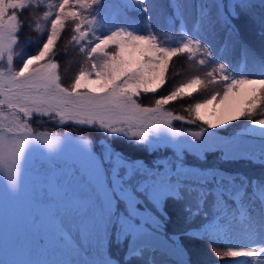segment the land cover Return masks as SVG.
<instances>
[{
  "label": "snow or ice",
  "instance_id": "1",
  "mask_svg": "<svg viewBox=\"0 0 264 264\" xmlns=\"http://www.w3.org/2000/svg\"><path fill=\"white\" fill-rule=\"evenodd\" d=\"M99 2L59 0L52 3L49 0L45 4V0H0V62L5 64L0 67V109L6 106L15 123L13 128L0 122V199L7 196L14 200L23 192L28 157L35 150L29 147L26 151V147L33 142L46 145L49 158L53 160L70 146L79 162L74 173L56 178L35 195L40 218L33 223L31 243L19 237L5 239L0 231V264H120L111 252L105 254V242L109 249L114 242L117 247L126 243L129 257L143 264H157L156 241L162 235L161 229L171 220L167 205L169 201L182 200L185 194L196 201L195 210L191 206L186 208L185 223L200 214L209 198L217 212L211 218L205 213L203 223L196 228L174 231L166 237L177 256H182V241L197 239L201 232L207 238L220 231L223 218L220 209L228 207L229 201L236 205L241 216H250L252 209H245L242 201L246 198L254 206L259 199L264 225V183L219 167L201 166L212 155L225 161L232 158L225 146L211 142L207 129L247 119L250 122L247 134H258L264 139V118L253 119L257 109L264 106V78L242 75L238 78L227 62H220L222 56L218 52L214 54L206 31L223 23L230 36L235 29L230 21L243 13L258 21L264 34V11L255 13L250 0H207L201 4L198 18L189 31L174 9L170 19L180 20L181 35L179 41L169 43L153 29L147 0H128L129 4L139 5L128 10L144 14L147 20L143 32L132 25L104 27L106 22L100 10L89 19L85 13ZM173 2L178 4L179 0ZM261 3L264 4V0ZM33 9L43 10V19L50 27L46 38L37 41L36 51L21 52L22 61L19 67H14L15 46L21 29L25 24L30 29L35 25L33 30L40 28L31 16L28 20L21 19L25 11L31 13ZM69 21L74 23L70 42L80 45V51L88 59L98 57V62L93 60L89 71L81 67L65 86L54 57L56 44ZM98 21L101 27H91ZM109 48L114 50L109 51ZM180 55H187L189 61L201 66H210L205 79L194 76L158 96L153 107H142L135 98L142 93L160 91L168 83L170 62ZM213 83H223L222 94L214 91L207 98L188 104L184 110L191 116L190 120L165 111L169 103L185 96L190 98L193 92L189 90L193 86L206 88ZM217 100L220 109L213 107L212 111H207ZM260 115L264 117V112ZM145 116L149 118L147 124L130 122L136 118L143 120ZM34 117L37 123L47 117L58 124L72 122L85 126L99 132L104 140L96 151L91 140L81 138L73 143L65 133L64 148L56 150L61 138L33 134ZM173 120L190 124L200 121L206 127L182 134L172 127ZM138 128L142 130H136ZM151 131L156 133L154 139H149ZM8 133L15 141L10 167L6 160ZM181 135L192 139L178 138ZM137 136L142 139L135 142L145 145L149 155L154 157L151 161L133 159L113 144L120 139L132 141ZM156 153L163 154L157 156ZM259 159L264 161V151ZM190 160L198 163L192 164ZM72 228L75 236L70 231ZM41 232L54 235L52 251L66 258H39L40 242L35 237ZM227 255L254 258L246 260L245 264H264V241L255 246L230 248ZM177 264L190 262L181 258Z\"/></svg>",
  "mask_w": 264,
  "mask_h": 264
},
{
  "label": "trees",
  "instance_id": "2",
  "mask_svg": "<svg viewBox=\"0 0 264 264\" xmlns=\"http://www.w3.org/2000/svg\"><path fill=\"white\" fill-rule=\"evenodd\" d=\"M192 4H197L198 0H191ZM207 0H204V3ZM251 5H253V10L255 13L259 14L264 11V4L261 0H250ZM167 10L171 12L170 6L167 5ZM171 15L173 13L171 12ZM174 16V15H173ZM22 20H28V12H24L21 15ZM231 24L235 26V29L229 32L226 30V26L221 23L220 30L215 31L218 33L216 42L223 47L226 38H231V43L229 47V53L227 54L230 63H235L236 67H244L247 60H245L247 49L248 54L251 57V65L256 66L259 72L264 75V34H261L260 26L258 21H254L249 15L241 14L238 19H232ZM73 22L69 21L66 23V27L63 30L60 39L58 40L55 48L56 59L59 63V73L65 75L64 79L69 84L71 79L75 76L77 69L82 62H90L84 52H81L74 42H70V38L73 35ZM34 29V28H33ZM30 29L27 24L21 29L19 33V43L22 49L29 52L36 51L37 41L42 42L45 37L44 33H38L36 30ZM31 41V43H29ZM18 45V44H17ZM218 52V51H215ZM220 53V51L218 52ZM234 66V67H235ZM210 66H201L195 61H189L187 55H180L174 57L170 62L169 69L167 72L168 83L157 93L141 94L137 97V102L141 105H152L157 96H160L171 90L177 84L186 81L193 75H199L202 79H205L204 74L208 71ZM235 67V68H236ZM246 75H250V71L239 69ZM244 70V71H243ZM68 80V81H67ZM64 82V83H66ZM214 91H222V83L209 84L206 88L203 86H197L193 91V95L189 98L185 96L183 99H177L175 102L169 103L165 106L168 110L183 112L188 104L194 103L196 101L205 99ZM262 110V111H261ZM257 109V114L253 119L261 117L260 113L264 112V109ZM188 113V112H187ZM191 119V116L189 117ZM249 123L247 119H240L230 124H226L223 127L217 128V131L221 134H228L235 129L246 125ZM33 127H45L51 129L55 132L63 131V129L68 128L70 131L83 134L88 136L92 140L93 147L99 149V139L104 140V137L97 131L89 129L85 126H78L72 122H67L64 124H58L54 121H49L47 117H43L40 123H37V117H34L31 121ZM172 125L178 130L192 129L203 127L202 122L197 121L195 124L185 123L179 120H173ZM139 140L133 138L132 141L127 139H120L114 141V146L123 151L126 155L133 159H143L146 161H151L154 157L149 155L146 150L145 145L137 144L135 141ZM163 153H156L159 156ZM251 156L245 155H232V158L225 161L218 158L215 155L209 156L206 163L201 165L202 167H219L228 173L239 174L241 176L247 177L249 180H255L260 183H264V161L259 158H249ZM190 163L197 164L195 160H190ZM251 192L252 189L250 188ZM257 196H259V188L257 189ZM245 209H252L251 215L241 216L236 210V205L231 201L228 202V207H222L220 209L223 214L221 219L222 227L220 231L215 234L204 237V234L198 233L197 239L184 240L181 243L184 248L181 249L182 259L189 261L190 264H241L243 261L238 258H231L225 256V251L223 248L229 247L231 245H236L239 239H248L255 235L256 232L263 231L264 225L261 223V212H260V201L256 200L255 205L249 204L248 200L245 198L242 201ZM189 206L193 210L196 208V201L193 196L185 194L184 198L180 201H169L167 205V211L171 217L170 222H168L162 229V236L166 239L170 235V232L187 229L189 227L196 228L203 223V216L208 213L209 218H211L217 209L212 206V200L209 198L208 202L204 204L199 215L193 216L188 223L184 222L186 208ZM127 244H120L118 247L115 242L112 244L111 249L107 245L106 254L111 252V255L116 260L120 261V264H143V262L137 258L129 257L126 251ZM158 247V246H157ZM196 247H203V251H197ZM215 249V251H214ZM203 255L204 259L196 258L197 254ZM206 256V255H208ZM157 264H177V259L167 254L162 248L158 247V251L154 254ZM241 259V258H240Z\"/></svg>",
  "mask_w": 264,
  "mask_h": 264
},
{
  "label": "rangeland",
  "instance_id": "3",
  "mask_svg": "<svg viewBox=\"0 0 264 264\" xmlns=\"http://www.w3.org/2000/svg\"><path fill=\"white\" fill-rule=\"evenodd\" d=\"M198 1L199 2L197 4H194V3L192 4L191 0H179V3L175 4L173 0H167V5L170 6L173 13H174V9H176L178 14L182 17L183 21L186 23L189 31H191L192 29L193 22L196 21L198 18V12H199L201 4L204 3V0H198ZM48 2L49 0H45V4H47ZM50 2L58 3L59 0H50ZM147 2H148L149 10L151 13V17H152V27L157 33L160 34L161 39L167 40L169 43L173 41H179L180 35H181L179 31L180 20L177 19L175 20V22H173V20L170 19L171 17H173V15H171V12L167 10L166 0H147ZM138 6L139 5L135 3L129 4L128 0H100V2L93 5V7L89 9L87 13H85V15H87L88 18L91 19L92 15H95L97 10H100L101 15L103 16L104 21L106 22L103 25L104 27L111 29L113 27L120 26V25H132L137 30L143 32L145 31L144 25L147 23V20L144 14L137 13L134 10H131V11L128 10L129 8L135 9ZM43 7L44 6H41L42 9ZM53 11H55V9H53ZM83 11L84 10H81V12ZM25 12H28V16H31V19L33 21H36L39 23L40 28L35 29V30L38 33H44L45 34L44 38H46V32H47L48 27L50 26L47 25L45 20L43 19V10L37 12L35 9H33L31 13H29V11H25ZM220 26H221V23L217 24L215 29L219 31ZM73 27H74V24H73ZM84 27L88 28L89 26L84 25ZM91 27L99 28L101 27V22L98 21L97 24L92 25ZM33 28H35V25H33ZM215 29L214 30L206 29L207 38L211 41L214 54L217 53L215 51H218V52L220 51L219 55L222 56V60L220 62H227L231 66V69L235 70V73L237 74L238 78L241 75L247 78H264L263 73L259 72V69L256 66H253V64L251 65L252 56L248 54L247 49H244L247 55L244 57L245 60H247L246 65L244 67L239 68L235 66V63L233 64L230 63L229 62L230 60H228L227 54H230L228 51H229V47L231 43V38H226L223 47H221L216 42L218 33L215 31ZM19 42L20 41H18V45L15 46L14 67H19L22 61V57L20 55L21 52L25 54H31L35 52V51L29 52L25 49H22V46H20ZM81 43L83 44L84 42L82 41ZM75 45L80 50V45L76 43ZM108 50L113 51L114 49L109 48ZM93 60H97L98 62V57L94 55L93 58L90 59L89 63L82 62L79 68L77 69V72L75 73V75L78 73L81 67H83L85 71H89L91 69ZM3 66H5V64L3 62H0V67H3ZM239 69L250 71V75H246L244 72H242ZM209 70H210V67L208 71ZM60 76H61L62 83L65 86H67L68 83L64 79L65 75L62 73V75L60 74ZM194 76H199V75H193L186 81L181 82L179 84L186 83L188 80H190ZM74 77L71 79V81L74 79ZM179 84H177L176 86H178ZM196 87L197 86H193V88L190 89L189 91H193ZM169 91L170 90H168L162 95L167 94ZM222 91H223V83H222ZM222 91H221V94H222ZM141 106L142 107H153L154 103H152V105H141ZM213 107H215L217 110L220 109L221 106L219 104V100L214 102V106H210L207 111L209 112L212 111ZM261 108L264 109V106H261L259 110H261ZM165 111H171V110H168L167 108H165ZM172 112L176 115L184 116L186 117V119L190 120L189 119L190 115L185 110L183 112H180V111L179 112L172 111ZM0 113H2L0 114V122H2L3 124L9 127L14 128L15 123L11 117L10 111L7 109L6 106L3 107V109H0ZM259 118H264V117L261 116ZM130 122L136 125H140L141 123L147 124L149 123V118L145 116L143 120L136 118ZM249 124L250 122L244 126H241L235 129L234 131L228 134L219 133L217 131V128L207 129V132L211 134L210 136L211 142H213L214 144L219 143L221 144V146H225L226 150L229 151L232 155H242V156L248 155L253 158H259L260 153L264 151V139H261L258 134L248 135L247 129H248ZM172 127L175 128L173 125ZM205 127L206 126L204 125L203 127L197 128L195 130H192V129L178 130L177 128L175 129L179 133L187 134L193 131L201 130ZM31 128H32L33 134L44 133L47 136L52 137V138H57V137L61 138V142L57 145L56 150L64 148L63 136L65 133L68 134L69 140H71L73 143L80 141L81 138L91 140L88 136L70 131L68 128L63 129V131H60V132H55L45 127L36 128V127H33L32 125H31ZM136 130H142V129L138 128ZM7 135L9 136V146L6 149V160L10 167L11 161L14 159L13 145L15 141L12 139L11 133H8ZM155 136H156V133L154 131H151L149 133V139H154ZM135 138L142 139L139 136ZM178 138L192 139L191 136H187V135H181ZM99 142L101 143L103 142V140L99 139ZM29 147L34 148L35 150L32 151L31 155L28 157L26 178H25V185H24L23 192L21 193L19 198L14 199V200L8 199L7 196H5L3 199H0V231L3 232L5 239L12 238L14 240L16 237H19L21 241H26L27 243H31L30 237H31V234L34 232V229L32 227L33 223L37 221L38 218H40V209L36 205V201L34 199L35 195L38 192H40L42 189H46L50 184L53 183V181L56 178L58 177L66 178L67 175L74 173L76 168L79 166V162L76 156L74 155L72 148L70 146L66 148L64 150V154L56 160L49 158L50 156L49 150L44 144L33 142L26 147V151H27V148ZM92 147H93V144H92ZM93 149L96 151H99V149H95L94 147ZM4 179L6 180V176L4 177ZM0 191H2V184H0ZM185 215L187 216V214ZM70 231L75 236V229L72 228L70 229ZM171 234L172 232H170V235ZM35 239L40 242L39 243V249H40L39 258H42V259L66 258L62 256L59 252L52 251L54 244H55V237L51 232H48V233L41 232L39 236L35 237ZM262 241H264V232L259 230L252 237L248 239H239L236 245H231L229 247L223 248L225 251V256L230 257L227 255L230 248L239 249L242 247L255 246L261 243ZM156 244L158 247L162 248L167 254L176 258L177 260L182 258V256H177L175 254L174 250L169 245L168 240L165 239L162 235L159 236L158 240L156 241ZM196 248H197V251L204 250L203 247L201 248L196 247ZM106 249H107V242H105V248H104L105 254H106ZM126 251H127V247H126ZM195 254H197L196 258L204 259L203 255H198V253L196 252ZM206 256L210 257L209 254ZM238 259L243 261V263L241 264H245L246 260L254 259V258L239 257Z\"/></svg>",
  "mask_w": 264,
  "mask_h": 264
}]
</instances>
